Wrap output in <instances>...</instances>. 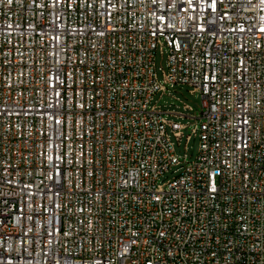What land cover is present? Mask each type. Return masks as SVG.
<instances>
[{
  "label": "built area",
  "instance_id": "1",
  "mask_svg": "<svg viewBox=\"0 0 264 264\" xmlns=\"http://www.w3.org/2000/svg\"><path fill=\"white\" fill-rule=\"evenodd\" d=\"M0 264H264V0H0Z\"/></svg>",
  "mask_w": 264,
  "mask_h": 264
},
{
  "label": "rangeland",
  "instance_id": "2",
  "mask_svg": "<svg viewBox=\"0 0 264 264\" xmlns=\"http://www.w3.org/2000/svg\"><path fill=\"white\" fill-rule=\"evenodd\" d=\"M154 61L157 76L161 79V69H166V47H161V49L158 47L156 49ZM165 87V91L156 92L152 96L148 105L158 106L160 110H164L167 113L166 117L169 120L186 125V128L182 130L183 136L180 138L179 143H177V140L169 133L174 144L176 155L180 161L186 163L195 158L198 150V136L191 135L187 142L185 136L190 134L194 125L200 122L197 117H199L201 111V96L188 85H166ZM172 113H177L179 115ZM184 154L186 156L185 159L183 157ZM174 168L175 167H172L168 172L164 173L159 178V183L171 178Z\"/></svg>",
  "mask_w": 264,
  "mask_h": 264
}]
</instances>
